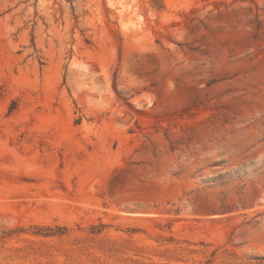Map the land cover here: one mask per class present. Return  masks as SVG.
<instances>
[{
	"label": "rangeland",
	"instance_id": "obj_1",
	"mask_svg": "<svg viewBox=\"0 0 264 264\" xmlns=\"http://www.w3.org/2000/svg\"><path fill=\"white\" fill-rule=\"evenodd\" d=\"M0 264H264V0H0Z\"/></svg>",
	"mask_w": 264,
	"mask_h": 264
}]
</instances>
